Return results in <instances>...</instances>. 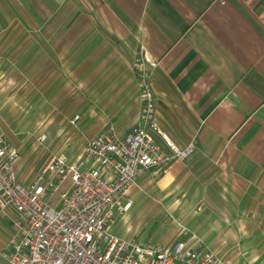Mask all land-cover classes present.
Here are the masks:
<instances>
[{
    "label": "crops",
    "instance_id": "crops-1",
    "mask_svg": "<svg viewBox=\"0 0 264 264\" xmlns=\"http://www.w3.org/2000/svg\"><path fill=\"white\" fill-rule=\"evenodd\" d=\"M5 24L0 103H32L41 88L85 104L75 113L99 135L148 118L178 149L200 151L138 178L116 237L264 264V0H0ZM14 218L0 216V264Z\"/></svg>",
    "mask_w": 264,
    "mask_h": 264
},
{
    "label": "built area",
    "instance_id": "built-area-1",
    "mask_svg": "<svg viewBox=\"0 0 264 264\" xmlns=\"http://www.w3.org/2000/svg\"><path fill=\"white\" fill-rule=\"evenodd\" d=\"M199 155L194 145L178 149L145 118L123 137L102 133L74 162L53 157L24 186L15 175L18 152L0 127V216H15L4 264H217L213 253L195 248L198 242L166 249L113 233L133 207L141 175L191 165Z\"/></svg>",
    "mask_w": 264,
    "mask_h": 264
},
{
    "label": "rangeland",
    "instance_id": "rangeland-1",
    "mask_svg": "<svg viewBox=\"0 0 264 264\" xmlns=\"http://www.w3.org/2000/svg\"><path fill=\"white\" fill-rule=\"evenodd\" d=\"M9 27L14 28V25H0V46L12 42L1 39L6 32L10 34L13 31L7 30ZM2 51L0 50V53ZM8 57H3L2 61H8ZM1 83L5 84L3 81ZM40 90L41 88H34L37 96L32 103H0L2 134L5 142L18 152L20 161L15 175L17 181L24 186H30L53 157L64 156L72 161L79 158L86 144L100 134L94 132V126L87 119L83 121L78 113H75L77 107L85 104L56 103L59 98L49 101L46 96H40ZM19 91L23 93L24 88ZM4 92L8 95L9 88L5 87ZM42 138L44 139L41 141ZM133 217L131 216L132 219ZM150 220L153 225L158 224L157 230L160 224L166 225L168 229L172 228L168 216H151Z\"/></svg>",
    "mask_w": 264,
    "mask_h": 264
}]
</instances>
